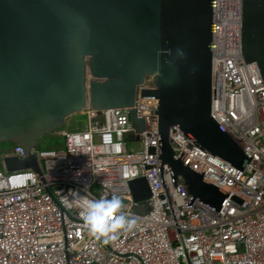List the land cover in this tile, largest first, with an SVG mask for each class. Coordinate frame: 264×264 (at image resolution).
I'll return each mask as SVG.
<instances>
[{"label": "built area", "instance_id": "2783aa9c", "mask_svg": "<svg viewBox=\"0 0 264 264\" xmlns=\"http://www.w3.org/2000/svg\"><path fill=\"white\" fill-rule=\"evenodd\" d=\"M213 9L212 115L251 160L242 171L177 126L172 142L186 165L243 205L228 198L218 212L196 199L190 207L183 179L176 187L167 165L161 177L157 98L89 108L83 129L64 131V149L14 143L13 155L37 154L43 174L0 169V264H264V83L243 58L242 20L224 19L222 4ZM133 110L145 121L138 149L129 147ZM139 177L150 195L137 201L130 181ZM113 195L137 224L105 244L84 217L93 200Z\"/></svg>", "mask_w": 264, "mask_h": 264}, {"label": "water", "instance_id": "95a60500", "mask_svg": "<svg viewBox=\"0 0 264 264\" xmlns=\"http://www.w3.org/2000/svg\"><path fill=\"white\" fill-rule=\"evenodd\" d=\"M213 4L224 19L242 20L241 52L264 83V0H0V160L6 170L43 174L36 153L41 137L86 109L127 107L139 96L158 99L159 168L177 187L221 212L228 198L177 156V126L197 146L243 171L251 157L212 115ZM149 82L151 85H145ZM133 141L145 121L131 112ZM137 201L150 195L145 177L130 181ZM178 191V190H177Z\"/></svg>", "mask_w": 264, "mask_h": 264}, {"label": "clouds", "instance_id": "9594fccd", "mask_svg": "<svg viewBox=\"0 0 264 264\" xmlns=\"http://www.w3.org/2000/svg\"><path fill=\"white\" fill-rule=\"evenodd\" d=\"M90 234L96 239H103L105 244L115 241L121 231L133 229L137 220L129 217L124 210L123 201L113 195L111 199L100 198L93 200L87 208L84 217Z\"/></svg>", "mask_w": 264, "mask_h": 264}, {"label": "rangeland", "instance_id": "374dc122", "mask_svg": "<svg viewBox=\"0 0 264 264\" xmlns=\"http://www.w3.org/2000/svg\"><path fill=\"white\" fill-rule=\"evenodd\" d=\"M87 123L88 116L84 112L72 114L67 118L66 124L62 128L41 137L36 145V149H64L66 147V135L64 134V131L72 132L81 130ZM10 144L9 151L11 152L14 143L10 142ZM129 147L138 149L140 147V142L131 141L129 142ZM0 169H5L3 166V159L0 160Z\"/></svg>", "mask_w": 264, "mask_h": 264}]
</instances>
